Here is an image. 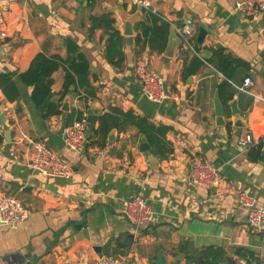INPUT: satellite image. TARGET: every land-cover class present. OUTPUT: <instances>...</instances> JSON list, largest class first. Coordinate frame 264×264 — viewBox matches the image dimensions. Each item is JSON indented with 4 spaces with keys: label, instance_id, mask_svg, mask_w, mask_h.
Masks as SVG:
<instances>
[{
    "label": "crops",
    "instance_id": "obj_1",
    "mask_svg": "<svg viewBox=\"0 0 264 264\" xmlns=\"http://www.w3.org/2000/svg\"><path fill=\"white\" fill-rule=\"evenodd\" d=\"M235 2L153 0V8L171 24L190 21L196 43L200 29L207 32L203 46L197 44L202 54L197 57L183 48L172 26L167 41L152 33L144 37L137 25L153 27L157 15L141 12L129 0H0L10 30V38L0 42V73H24L39 54L66 58L64 40L70 38L87 56L90 81L98 89L87 104L70 93L61 102L68 101L69 112L61 109L63 115L44 120L46 106H36L32 89L17 77L19 102H10L0 87V191L29 211L19 227H0V264H91L108 256L118 264H186L174 252L183 240L196 249L221 247L237 264L264 261V226L252 228L239 203L246 193L264 207V146L244 152L240 144L248 132L264 134V12L240 17ZM106 13H112L123 37L122 62L103 29L90 34V17ZM134 16L140 19L134 34L123 35V18ZM139 58H147L164 79L169 101L158 105L143 98L134 73ZM197 58L201 65L191 73ZM64 77L63 68L53 75L55 101ZM246 78L253 86L244 91ZM216 98L224 106V125L217 123ZM112 107L133 111L163 134L130 126L103 139L94 130ZM89 110L98 119L88 124L84 152L75 154L61 132L69 114L81 111L87 118ZM234 110L240 112L238 126ZM144 138L150 146L146 153L140 151ZM31 141L59 153L72 166L73 177L45 178L31 170ZM194 154L219 169V187L192 184ZM139 193L155 212L143 229L122 214V202Z\"/></svg>",
    "mask_w": 264,
    "mask_h": 264
},
{
    "label": "built area",
    "instance_id": "obj_2",
    "mask_svg": "<svg viewBox=\"0 0 264 264\" xmlns=\"http://www.w3.org/2000/svg\"><path fill=\"white\" fill-rule=\"evenodd\" d=\"M135 6L142 7L151 14L157 15L167 22L176 31L185 50L197 57H202L195 40V27L186 20L181 26L171 24L165 17L160 16L153 8V0H129ZM234 11L243 18H255L264 12V0H236ZM10 38V30L4 12L0 9V42ZM134 73L140 83V92L143 98L153 104H164L172 96L161 75L156 72L147 58H139L134 67ZM253 86L251 78H246L243 90ZM88 123L85 116L73 124L65 126L61 132L64 145L75 154H82L87 142ZM33 153L28 167L45 178L70 180L74 170L59 153L47 148L42 142L31 141ZM244 152H250L264 146V134L255 137L250 132L240 140ZM189 179L193 185L212 190L222 182L219 169L209 160L198 155L190 159ZM240 206L247 212V220L254 229L264 226V207L257 200L246 193L240 195ZM122 214L136 229L148 226L155 217V212L149 202L136 194L122 202ZM29 217V211L22 201L15 196L0 191V227L16 228L24 224ZM91 264H118L115 257H100ZM250 264H264L263 260L252 261Z\"/></svg>",
    "mask_w": 264,
    "mask_h": 264
},
{
    "label": "trees",
    "instance_id": "obj_3",
    "mask_svg": "<svg viewBox=\"0 0 264 264\" xmlns=\"http://www.w3.org/2000/svg\"><path fill=\"white\" fill-rule=\"evenodd\" d=\"M154 17L153 27L141 23L137 26H139L144 37H149L150 33H152L153 36L155 34L158 38H163L167 41L170 25L158 16ZM90 22V34H93L98 29H103L108 43L114 47L119 62H122L124 59L122 53L123 37L115 27L116 20L112 13H106L98 17L92 16L90 17ZM159 22L162 23L160 27L157 26ZM64 41L67 48L66 58H61L60 56L49 58L44 54H39L32 61L29 70L24 73L18 75L7 72L0 73V87L5 97L10 102L20 101L21 92L15 82V77H17L24 86L32 89L31 100L33 103L38 107L46 106L43 115L44 120L63 115L61 102L70 93L77 94L86 104L89 100L97 98L98 89L91 84V70L87 56L72 39L67 38ZM149 42L150 47L155 49V41L149 40ZM199 50L201 49L199 48ZM193 63L195 67L191 73H194L200 67L201 61L197 58L193 60ZM62 68L65 71L64 84L59 94V100L55 101L52 99L54 97L53 87L55 84L53 75ZM17 112L21 113V110L18 109ZM82 117L83 112H72L67 116L66 126L73 124L76 120H81ZM130 126L136 127L144 134L151 132L163 134V131L157 130L146 118L137 116L133 111L124 112L119 108L113 107L110 108L109 113L100 116L99 127L94 130V133L102 136L103 139H107L109 133L114 129L124 131ZM174 252L175 255L182 256L186 264H237V261L225 249L213 246L196 249L191 240H183Z\"/></svg>",
    "mask_w": 264,
    "mask_h": 264
},
{
    "label": "water",
    "instance_id": "obj_4",
    "mask_svg": "<svg viewBox=\"0 0 264 264\" xmlns=\"http://www.w3.org/2000/svg\"><path fill=\"white\" fill-rule=\"evenodd\" d=\"M139 10L142 12L144 9L142 7H139ZM140 20L138 16H134L131 18H123V24L121 26V32L123 35L125 36H132L135 32V26H136V22ZM207 36V32L204 29H200V32L198 34L197 37V44L198 46L201 48L203 46V43L205 41V38ZM217 48H220V45H217ZM173 49V44L167 49L166 51V55L168 56H172V50ZM206 55L209 54L208 51L204 52ZM246 77V75L244 76ZM234 105V104H233ZM62 111L64 112H69V105H68V101L66 100L65 103L62 106ZM215 112H216V116H217V123L219 125H224V117H225V111H224V106L221 104V102L218 100V98H216V102H215ZM239 111H233V114L235 117H237V114L239 115ZM98 117L96 115L93 114V112L91 110L88 111V115L86 118V122L90 125H95L97 122ZM238 120V117L235 119L234 123L236 126H238V122L236 123V121ZM8 136V130H7V134ZM150 146L147 143L146 139L144 138L142 140L141 146H140V151L142 153H146L147 151H149ZM97 251H99L97 249ZM162 259V257H161Z\"/></svg>",
    "mask_w": 264,
    "mask_h": 264
}]
</instances>
